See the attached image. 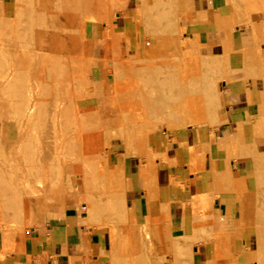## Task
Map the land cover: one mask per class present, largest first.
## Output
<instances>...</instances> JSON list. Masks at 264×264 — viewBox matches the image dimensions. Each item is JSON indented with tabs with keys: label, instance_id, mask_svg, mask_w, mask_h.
<instances>
[{
	"label": "rangeland",
	"instance_id": "1",
	"mask_svg": "<svg viewBox=\"0 0 264 264\" xmlns=\"http://www.w3.org/2000/svg\"><path fill=\"white\" fill-rule=\"evenodd\" d=\"M55 1L56 2L54 4V0H50V1L49 0H39V1L38 0H0V41L2 40L1 43H3L2 45L0 43L1 45L0 47L2 48V46L4 45L3 50H6L4 51L6 53V56L5 53L0 54V146L3 147L2 152L4 151L3 153L0 152V158L2 157V159H0V177L4 175L3 171H6V169H8L7 167H10L11 169H13V171H15L16 169H19L21 171V173H19L20 175L18 174L17 176L11 177L9 186H4L3 183H1L0 181V183L2 184V186H0V204H1L0 234L3 237L5 244L11 249H13V247H16L17 249L23 250L25 237L32 229L41 227L44 224V222L46 220H49L51 217H53L54 214L58 212H63L65 209H67L76 214L78 218V225L83 226L86 233L89 229L105 233L106 235L105 242L108 248V254H109L108 257L110 260V264H159L161 261L164 260L167 254H172V246H175V250H176L177 247H182L184 245V242L183 240L171 239L169 230L165 225L148 224V222L144 223L143 225L136 223L135 218L132 212L128 209L125 201L126 175L124 168V160L132 156H136L140 160L142 159L151 160L152 144L154 139L158 136V134L165 132H169L170 134H172L190 128L198 132H203L207 136V138H209L208 150L203 151L201 150V148H196L195 149L196 151L193 152V155L195 156L196 159L200 160L201 164L205 159L209 160L210 162L209 166L214 175L216 192L220 190L230 189L235 193H237L238 195V196L236 195L237 201L241 205L239 209V213H241V215L243 216L242 219L243 221L238 222L236 225L239 229L241 228L254 229L256 235V245H257L256 254H258L257 256L258 264H264V164H263L264 163V157H263L264 156L263 155L264 154L263 152L264 151V95L260 102H256V105L258 107V111L256 112V114L245 115V121L242 123L243 126L241 124L234 125L233 127L234 129L232 130V132L235 133L234 135H231V133H229L227 129H222V131L224 132L219 131V127L221 123L220 120L222 119V117H225L226 89L227 86L230 85L235 78L234 71L230 70L231 65L229 61L230 57L233 56L231 54L233 52L232 41L230 42L231 44L228 43L230 47H228L227 44V41L230 39L233 40V44L239 45L238 38L233 37V27L235 25L252 27L251 32L253 38V46H251L250 48H244L242 52L244 53L246 59V65L244 69L247 72L253 71L254 74L257 75L258 78H260L264 82V77H263L264 55L262 54V51L257 44V37L254 30L257 24L264 23L263 15L260 12L255 14L251 12L248 13V10H246L244 7L245 0H240L239 3L233 4L232 14L230 16H221L218 17L217 19H215L213 15L207 16L205 19H202L201 18L202 16L200 17L201 14L193 13L190 8L189 0H110V2L108 0L107 2H109L110 6L113 4L112 5L114 6L113 8L110 7L107 2H105L106 0L105 1L95 0L96 2L102 1L103 3H107V6L106 4L105 5L103 3L101 4V6L107 7L105 10L103 9L105 7L102 8L103 11H107V12L103 13L102 10L100 12H94L92 18L85 20L80 11L74 12V14L77 13L79 15L81 14L82 15L81 17H79L78 14L77 17H75L76 15L72 14L73 11L75 10V7L72 4L73 0L70 1L55 0ZM61 1H64L65 3L62 4ZM78 1L76 0L75 3H78ZM59 2H61L60 4L63 6L60 7ZM66 2H69V4L72 7L70 5L68 6L74 9L73 11L72 9H70L71 14L69 11V7H67L68 3L66 4ZM55 5L57 7L59 6L58 10ZM46 8L48 10H45ZM63 9L64 11L66 9L68 13L66 11L64 12ZM41 10L43 13L41 12ZM49 11H53V13ZM54 13H56L57 15L55 14L54 17L56 18L52 17L54 18V20H52V18H50L49 16H51ZM44 14L45 16L42 17ZM47 14H51V15H47ZM62 14L64 16H62ZM40 17H42L41 19L46 23V24L42 23L43 26L45 25L49 26L48 27L49 29L50 28L52 29V25L54 26V29L62 28L61 26H63V29H66L71 32L73 31L75 32V30L77 29L76 30L77 35L73 32L75 35L73 40H74V44L78 45V46L76 45L75 47L78 50V52L72 51L71 55L69 54L70 55L69 57L66 56L67 58L72 59V57L74 58V56L76 55L75 60L77 64L76 62H72L70 59H68L69 60L68 61L67 58L64 56L65 58L64 60H66L65 62L63 61L62 56H60L62 58L61 59L62 63L59 59L56 62L57 65L56 63L48 64L46 62L47 65L45 63L44 67L38 66L39 69L37 68V63L39 62V59L41 57L40 52L42 51L41 53L43 54L44 50H48V46L50 42V40H46L45 37L42 36V31L45 29L47 30L48 28L42 26L41 24V22H43L42 20L41 22H39L40 20L38 18ZM67 17L68 19H66L67 20L66 23L64 21L65 18ZM58 18L60 19V21L64 20L63 21L64 23L63 22L61 23ZM75 18L76 19L80 18L81 22L80 19H77L76 22ZM154 18L157 19L159 18V19L154 20ZM44 19L47 21H45ZM51 20L54 22L55 25L51 24L53 23ZM58 21L61 23V25ZM157 21H159L160 24ZM79 22L80 25H78ZM198 22L216 23L215 26L216 33L214 35L215 39L209 41L206 47L203 46H200L199 48L195 47L192 44H190V41L186 38L188 34V26ZM69 23L71 24V27L74 24H76L72 27L74 28L73 30L71 27H69L70 26ZM65 24H66V28H65ZM67 24L69 26H67ZM82 24H84L82 29L83 32L80 35V32L78 33V31L81 28ZM37 25L41 28L43 27V29L40 28V32H39V27L37 28ZM152 25L156 28H154ZM67 27H69V29ZM226 35L228 36L229 39L226 37ZM41 37L45 39V40L44 39L41 40V44L43 45L45 44L44 45L45 49L41 48V44H40ZM13 40L15 41L13 42ZM19 43L20 45L21 44L24 45L25 43L27 44V45L25 44L24 46L22 45L20 46L22 47V49L20 48L21 51L25 50V52L24 51L22 52L26 53L28 51L30 52L32 51L31 55H29L28 53L26 55L31 56V58L32 55H34L35 57L37 55L36 58L33 56V60H32L34 61L33 63L31 62L30 64L31 58L29 61L26 60L28 56L25 57L26 55H24V53H21L20 51H17L15 53V51L19 49V47H16L19 45ZM10 47H14V48H10ZM1 48H0V52L3 51L1 50ZM186 48L188 49V51ZM39 49L41 50L39 51ZM34 51L36 54L34 53ZM187 52H189V54L196 59L195 63L185 65L186 63H189L190 60H193L189 57ZM14 53L15 54L18 53V54L14 55ZM14 56L16 57L15 59H17L16 60L17 62L15 61ZM133 56L135 62L142 61L143 63L140 62V64L137 63V65H135L136 63L135 64L133 63ZM20 58H22L23 61H21ZM130 59L132 60V62ZM72 60L75 61L74 59ZM136 60H140V61H136ZM148 60H150V62ZM182 60L184 64L181 63ZM40 61L44 63L43 62L44 59ZM67 61L69 63L72 62L74 64L73 66H75V68L73 70L71 65ZM19 62L20 64H18ZM28 62L30 65L28 64ZM63 62L65 64V67L63 66L64 65ZM12 63H16V65L13 66L14 68L12 67ZM59 63L63 65L60 66L61 64ZM81 63L84 65H82ZM123 63L125 64L127 63V65L129 64L131 65L133 63V65L136 66L137 69L144 67L143 69L141 68V70H143L142 71L143 73H147V74L151 73V71L154 70L156 73L155 76L159 74L162 75L163 72L166 73L165 75L168 76H164V75L163 76L168 77V79H170L174 83L173 88H175L176 91L178 90L180 91L179 87H177L179 85L178 81L183 77V76L181 77L180 73L182 71L180 70H184L183 72H185L187 77L189 76V78L190 76L197 77L198 83L196 82V85H198L200 89L197 87L194 88V92L187 97H194L199 99L200 104L198 108L192 110H185L180 106H178L176 103L173 104L171 103L168 110L164 112L165 117H160L162 120H160V118L155 116L156 118H158V120L156 121L155 117L153 116L155 115V112L153 111L154 112L153 115L152 112H149V115L152 117V122L151 119L147 120L149 121L148 122L149 124H146V120L141 121L145 123V126H143L141 122L139 123L140 120L139 121L131 120L130 118H128L127 115H121V116L119 115L121 118L118 117L117 115L119 114V111L117 110L119 109L116 110L115 106L116 105L118 106V104L121 105L122 103L123 105L125 103L127 104V102L129 101L127 100L128 97H126L127 96L126 93H124L123 95L124 97L122 96L123 98L120 96L119 98L118 95L117 97H115L116 93L114 92L116 91L113 88L115 87L116 89V86L120 83V81H122L123 75H125L126 73V71L124 70L125 69L124 65H122ZM148 63H150V66L148 65V67H145L144 64L147 66ZM153 63L154 65H156L155 67L153 66ZM172 63H175L176 65ZM178 63H181L183 68H181V64L179 65ZM138 64L141 66H139ZM54 65L56 68L53 67ZM58 65L61 67V70L58 68L59 67ZM81 65L82 68H79L81 67ZM157 65L160 67L157 68ZM45 66L48 67L45 68ZM170 66H172V69L169 68ZM174 66L175 67L177 66L176 67L177 69L176 68L173 69ZM31 67H34V69L33 68L31 69ZM120 67L123 70L122 75H121L122 72H120L121 71ZM153 67L155 69H160V70L157 71L155 69L151 70V68ZM1 68L4 70H2ZM40 68H41V72L38 73L40 71ZM49 68L51 71L55 68L56 70L54 69L53 71L56 72L58 70L57 72L59 74L60 72L63 71L64 73H62V75H59L60 77L58 79L59 81L61 80L63 81L58 82L55 79L58 76L57 72H56L57 76L54 74L55 72L53 73L55 76L52 75V73L51 74L48 73L50 72ZM147 68L149 69V71H147L148 70ZM16 69L18 71H16ZM68 69L72 71H68ZM114 69L115 72L113 71ZM227 69L230 70V72L227 73L226 72ZM1 70L3 72L5 71V73H1ZM19 70L21 71L20 73ZM65 70H67L68 72H66ZM118 70L119 72H117ZM172 70H174V72ZM161 71L163 72L161 73ZM14 72L17 74L19 73L20 76H18L19 74L14 75ZM46 72L49 74V76L47 75ZM65 72L67 73L66 74L67 77H63L64 78L63 79L61 76H63ZM71 72H73L74 76L72 75ZM6 73L9 76L11 74V77L8 76L6 77L7 75ZM43 73L46 74L44 75ZM24 74H26L25 76L26 78L24 77ZM4 76L6 80L3 78ZM39 76L44 77L43 80ZM137 77H139V75ZM161 77L160 76L157 77V82L154 79L152 80V82L149 81V83L147 81L148 79H146L147 81V82L145 81L146 83L143 82V80H145L143 77H141L142 79H140L141 82L140 80L137 81L138 79L134 80L137 85L135 86L133 85L134 87L132 89L139 90L140 88L143 87L140 90L142 92L144 91L143 93H146V94H142L141 92L140 95L139 94L140 90L139 91L135 90L136 91L135 93L134 90H132L134 95L136 94L135 96H137L138 93V96L139 95L140 96L139 98L137 96V98L140 101H142L141 100L142 96H143L142 97L143 101L147 102L148 100L149 103V101L152 100L150 101L152 102L151 106L155 107V105L153 104L154 103L156 104V102L154 101L156 99H151L152 98V95H150L152 94L151 92L154 91L158 92L159 90L161 94L167 87L162 83L164 77L163 78ZM66 78H69L68 82H66L68 80V79L66 80ZM158 78L163 80H159ZM2 79H4L5 81H1ZM52 79L54 82L57 81L55 85L54 82H52ZM117 80H119V82ZM14 81H16V83ZM44 82H46L45 84H48V86L47 85L45 86ZM139 82L141 83V85ZM13 83L15 84L16 87H18L17 89L14 88L15 86L11 87L14 85ZM60 83H62L63 86L62 88L64 89L60 88L61 87ZM65 83L68 85H66ZM144 83L146 84V86ZM206 83H208V85L210 84L212 86V92L215 95L219 96L218 99L219 102H217V104H213V105L209 104V100H210L209 97L213 96V93L209 94L206 92L209 88V86H205ZM56 84H58V86L60 85L59 88L58 86H56ZM30 85L31 88L29 87ZM202 85H204L205 87L201 88ZM55 86L57 89H60V92L57 91L56 89V91L59 92L57 93L59 96L55 95L56 94ZM24 87L26 88V90L24 89ZM153 87H156V90ZM41 88L43 90H41ZM105 88L108 89L111 88L110 89L111 92L108 93L110 98L112 99L105 104L102 103V105L100 106V103H98L99 97L104 96V93L102 92H105ZM18 89H20L21 91H19ZM123 89L125 88L123 87ZM123 89L121 88V90ZM146 89H149L148 91L150 92L149 93L148 91L145 92ZM35 90H37L38 92ZM125 90H129V88ZM169 90H172V92L170 91V93L173 95L174 89H170L168 87V89H166L167 94ZM22 91L27 93L28 95L24 94ZM45 91L49 93L46 94L47 98L45 97L46 96ZM62 92H64L63 96H61ZM164 92L162 94H164ZM36 93L37 95H34ZM170 93L169 95H171ZM12 95L14 96V100ZM147 95L148 97H146ZM24 96H26L27 98L29 97V99L26 98L27 100L25 104L23 103L24 102L23 100H25ZM30 97L31 98L33 97L32 101L35 102L36 101L46 102V100L47 102L46 104H44L43 102L41 103V105L38 104L37 105L38 109L36 107L37 110L36 109L34 110V112L37 111V114L36 112L33 113L31 117L32 120L29 119V121L27 122L25 117L26 113L24 115L22 113V115L25 117L24 118L22 116L24 120L20 116H21V112L26 111L27 108L24 107L25 106L27 107L26 103H28L27 101L31 100ZM58 99H59L58 103L61 104L60 106L61 109L59 108L61 111L60 110L58 111L63 116H60L61 114L58 115L55 114V112L57 113V110L54 108L56 107L55 106L56 103L54 102H57ZM72 100H74L73 103ZM18 103L20 104L23 103V106H21ZM69 104L71 105L74 104V105L71 106ZM15 105H17L18 108H20L21 112L18 111L19 109ZM102 106H104L105 109H103L104 107L101 108ZM148 106H150V103L148 104ZM21 107L24 109H22ZM15 108H17L16 112L19 116H17L15 112ZM75 109H76V113L74 112L73 114H77V115L71 114ZM114 109L116 110L117 113L115 112ZM96 111L97 113H95ZM198 112H200L201 115L200 118H197ZM92 113L95 114L94 115L95 118L92 116L93 115ZM45 114H47L46 115L48 116L47 118L44 116ZM55 116L60 120L61 117H66L70 119L69 127H67L68 123H66V121L68 120L65 121L66 118L64 119L62 118L61 121L63 123L65 121V123L61 124L62 122H60L57 118H55L56 120L53 119ZM89 116L90 117L92 116V118L90 119ZM83 117H86L88 120L90 119V121L83 119ZM96 117L99 118L98 119L99 121H96ZM18 118L20 119V121H18ZM35 118L36 121H34ZM78 118L81 119L78 120ZM102 118L104 119L102 120ZM125 118L128 119L127 120L128 122L125 120ZM38 119L40 121H38ZM45 119H47V121L49 119L48 123H45L46 121ZM75 119L78 120L75 122H77V124L79 123L78 125H80V127L82 123L81 128L83 129L80 130V127H78L79 133L81 135L84 134L83 136L86 135V137L84 138L82 136L83 140L81 141L82 143L81 151L79 150L80 147L76 148L79 150V152L74 148L75 144L76 146H80L79 143H75V140L77 138L78 139H82V138H80L81 136L79 135L78 132H76L77 135L75 133V131H77V127L75 126L74 128V125H71V123L74 122ZM81 120L85 122H82ZM153 120H155V122ZM87 121L88 123H91V125L88 124L89 127L91 126L90 128L89 127L84 128L87 127L86 125ZM25 122L27 123L30 122V124H32L33 122V125L35 126L30 124L25 125ZM37 122H39L41 126L39 125V123H38L39 127L36 126ZM52 122H54L53 125L54 124L57 125L60 122V125L59 126L55 125L54 128L52 127L53 126ZM75 122L73 124H75ZM97 122L100 123L102 122V124L100 125L98 124V126L104 125V127L103 128L97 127ZM117 122H120V124ZM125 122L132 124L129 127V124L127 125L125 124ZM92 123L95 124L96 127ZM139 124H141L142 126H140ZM45 126L46 128H44ZM31 128H33V130ZM56 128L58 129L56 130ZM74 129L75 131H73ZM86 129L88 130L90 129V131ZM96 129H98L99 131H96ZM70 132L72 133L74 132V137L73 134L71 133L72 134V138H71ZM127 134L128 136H126ZM134 135L138 137H135ZM224 135L226 136L223 137V139H218L219 136H224ZM91 136L93 137L98 136V139L96 141L95 139H91V140L88 139ZM142 136L144 137V139ZM130 139L131 141H129ZM45 140H48L49 143L47 141L45 143ZM68 140H69L68 143L70 144L67 143ZM98 140L99 141L101 140V142H99ZM139 140H141V142ZM18 142H20L19 144L22 145V147L24 148L20 149L21 146H19V144L16 145ZM88 144H90V146ZM216 144L222 145L223 151L221 153H218L216 149ZM85 145L88 146L85 147ZM56 147H58L59 149L56 150ZM219 149L220 148H218V150ZM36 151L38 152V155L36 154L37 157L34 154L37 153ZM58 152L61 154V156L63 155L65 159L62 158L63 156L61 157ZM222 153H225L223 160L226 162V170L229 169L228 163L230 161L238 162L242 160L244 161V163H247L250 169L248 175L246 177H243L239 181L237 180L235 181V183H233L231 176L226 175L225 171H221L220 174L219 171H217L214 166L216 165L217 162L216 156L217 155L222 156ZM26 154L28 155V157L29 155L31 157H36L34 158L36 160L32 159L31 157L27 158ZM18 155L19 157L18 159H16L17 158L16 156ZM69 155L71 157H68ZM4 156H6L7 159ZM23 156L24 157L26 156L25 157L26 159L20 158ZM45 157L48 161L45 159ZM72 158L73 160H71ZM259 159L261 160L263 159L262 160L263 162H261ZM22 160H24L25 163H23ZM57 160L65 161V163L64 162L59 163V161L57 162ZM66 160H68L69 163ZM258 160L260 161L259 163L257 162ZM17 161L19 162L21 161V162L18 163ZM35 161H39V162L35 163ZM8 162L9 163L13 162L14 164L10 163L11 164L10 165ZM6 163L9 165H6ZM21 164H23L22 166L25 167V169L27 170L25 173L22 172L25 170L23 169L22 166L20 167ZM4 165H6V167ZM43 166L44 168H42ZM51 166L52 168L53 166L57 167L56 169L54 168L55 171L54 169L50 168ZM196 166L197 163L195 161L194 162L192 161L190 163V167L192 170H195ZM201 166H203L201 168H204V165ZM38 167L40 170L42 168V170L45 169L46 171H48V172L43 171L45 173L40 174L41 177H43L44 175L45 178L47 177L45 181L43 180L44 182H42L41 185L38 184L35 180L29 179L31 177L32 178L37 177L36 176L38 175L37 171H39ZM48 169L50 170L52 169V170L50 171ZM27 184L28 186L30 185L29 186L30 188L23 189V187L24 188L27 187L26 186ZM233 184H236L239 187H235ZM252 187L255 189V192L249 189ZM20 188H22L21 190L25 191L24 194L19 193ZM12 191L15 192V194ZM213 198L214 196L213 194H211L210 199ZM7 204L9 208H7ZM255 218L258 219L259 221L253 222L252 220H256ZM229 240L230 238L226 236V238H223L221 241L222 243H226ZM8 247H5L3 245L4 254L12 251ZM174 255L176 259H179L180 257L184 256L183 254L180 255L177 254L176 252L174 253Z\"/></svg>",
	"mask_w": 264,
	"mask_h": 264
},
{
	"label": "crops",
	"instance_id": "2",
	"mask_svg": "<svg viewBox=\"0 0 264 264\" xmlns=\"http://www.w3.org/2000/svg\"><path fill=\"white\" fill-rule=\"evenodd\" d=\"M239 1L189 0V4L193 13L206 12L217 19L230 16L233 4ZM215 26V22L191 24L186 38L195 47H206L215 39ZM254 30L264 55V23L257 24ZM251 31V26L233 27V37L239 40V45L231 40L233 56L229 61L235 78L226 89V123L219 127L220 132L227 129L231 135L235 134L234 125L245 121V115L256 114V102L264 95V82L253 71L244 69L246 59L242 52L253 46ZM208 145L209 138L203 132L187 128L158 134L152 144L151 160L136 156L125 159L127 207L136 223L165 225L171 239L183 240L184 245L176 250L172 246V254L159 264H258L254 229H239L236 225L243 221L237 193L230 189L216 192L209 160L201 164L193 155L196 148L204 151ZM216 149L218 153L223 151L220 144H216ZM224 155L216 156L214 167L219 173L225 171L233 183L248 175L250 169L242 160L230 161L226 170ZM192 161L197 163L195 170L190 167ZM249 189L255 192L253 187ZM211 194L214 198L210 200ZM226 236L230 240L222 243ZM105 237L100 231L89 229L86 233L78 225L76 214L65 209L32 229L25 237L23 250L9 248L0 234V264H110ZM3 245L12 251L4 254ZM175 252L184 256L176 259Z\"/></svg>",
	"mask_w": 264,
	"mask_h": 264
},
{
	"label": "bare ground",
	"instance_id": "3",
	"mask_svg": "<svg viewBox=\"0 0 264 264\" xmlns=\"http://www.w3.org/2000/svg\"><path fill=\"white\" fill-rule=\"evenodd\" d=\"M38 1H39V0H38ZM49 1H50V0H49ZM57 1H59V0H57ZM66 1H67V0H66ZM68 1H70V0H68ZM77 1H78V0H77ZM102 1H105V0H102ZM102 1L96 2L95 0H79L78 3H75L76 0H75V1L73 0V3H72V4H73V6L75 7V10H74L73 8H71L72 6L69 4V2H66V4L68 3V4H67V7H69L70 14H71V10H70V9H72V11L74 10L72 14H74V12L80 11V12L82 13V15H83V18H84L85 20H87V19H89V18H92V15H93L94 12H100V11L102 10L103 7H105V8H103V9L105 10V9L107 8V7H106V6H107V3H108V5L110 6V4H109L110 0H109V2H107L108 0H106L105 2H107V3H103ZM44 2H45V1H44ZM55 2H56V1L54 0V4H55ZM61 2H62V4L65 3L64 1H61ZM61 2H59V6H60V7L63 6V5L60 4ZM36 3H37V2H36ZM52 3H53V2H52ZM102 3H103L104 5L106 4V6H101ZM37 4H38V3H37ZM42 4H43V3H42ZM44 4H45V3H44ZM74 4H75V5H74ZM48 5H49V4H48ZM64 5H65V4H64ZM68 5H70L71 7L68 6ZM112 5H113V4H112ZM112 5H111L110 7L113 8L114 6H112ZM244 5H245V6H244L245 9L248 10V13L251 12V13L255 14V13L260 12V13L263 15V17H264V14H263V13H264V0H245ZM37 6H38V5H37ZM52 6H53V5H52ZM55 6H56V5H55ZM59 6H58V7L56 6V7H57V10L59 9ZM42 7H43V6H42ZM115 7H116V6H115ZM48 8H49V7H48ZM51 8H52V7H51ZM64 8H65V7H64ZM61 9H62V8H61ZM66 9H67V8H66ZM66 9H65V11L68 13V11H67ZM76 9H77V10H76ZM150 9H151V7H150ZM45 10H48V9L46 8ZM152 10H153V9H152ZM246 10H245V11H246ZM63 11H64V9H63ZM63 11H60V12H63ZM65 11H64V12H65ZM102 11H103V10H102ZM109 11H110V10H109ZM39 12H40V11H39ZM41 12H42V10H41ZM45 12H46V11H45ZM49 12H52V13H53V11H49ZM56 12H57V11H56ZM105 12H107V11H103V13H105ZM42 13H43V12H42ZM42 13H41V14H42ZM29 14H30V13H29ZM32 14H33V13H32ZM34 14H35V13H34ZM55 14H56V13H54V14H52V15H51V14H47V15H51V16H49V17L52 18V17H54ZM59 14H61V13H59ZM63 14H64V13H63ZM63 14H62V16H64ZM77 14H78V13H77ZM77 14H74V15H76L75 17H77V16L79 15V14H78V15H77ZM27 15H28V14H27ZM39 15H40V13H39ZM56 15H57V14H56ZM65 15H66V14H65ZM82 15L80 14L79 17H81ZM41 16H42V15H41ZM44 16H45V14H44L42 17H44ZM60 16H61V15H60ZM71 16H72V15H71ZM147 16H148V15H147ZM201 16H202V17H201ZM207 16H208V15H207L206 12L200 15V17H201L202 19H205ZM30 17H31V16H30ZM42 17L38 18V19L40 20L39 22H41V20H42L41 18H42ZM47 17H48V16H47ZM151 17H152V16H151ZM25 18H26V17H25ZM50 18H49V20H50ZM54 18H56V17H54ZM54 18H52V20H54ZM71 18H72V17H71ZM58 19H59V18H58ZM66 19H68V17L65 18V21H64V20H63V21L66 22V21H67ZM69 19H70V18H69ZM75 19H76V18H75ZM77 19H80V18H77ZM77 19H76V22H77ZM150 19H151V18H150ZM155 19H157V18H154V20H155ZM158 19H159V18H158ZM158 19H157V20H158ZM161 19H162V18H161ZM230 19H231V18H230ZM230 19H229V21H230ZM44 20H45V19H44ZM52 20H51V21H52ZM70 20H71V19H70ZM73 20H74V19H73ZM73 20H72V22H73ZM145 20H148V19H145ZM42 21H43V20H42ZM45 21H47V20H45ZM59 21H60V19H59ZM59 21H58V22H59ZM63 21L61 20L60 22L62 23ZM74 21H75V20H74ZM107 21H108V20H107ZM143 21H144V20H143ZM52 22H53V21H52ZM58 22H57V23H58ZM60 22H59V23H60ZM64 22H63V23H64ZM69 22H71V21H69ZM80 22H81V19H80ZM80 22H79L78 25H80ZM82 22H83V21H82ZM152 22H153V21H152ZM152 22H151V23H152ZM157 22L159 23V21H157ZM170 22H171V21H170ZM242 22H243V21H242ZM42 23L44 24L45 22L43 21V22H41V24H42ZM50 23H51V22H50ZM59 23H58V24H59ZM61 23H60V25H61ZM66 23H67V22H66ZM145 23H146V21H145ZM154 23H155V21H154ZM158 23H157V24H158ZM38 24H39V23H38ZM43 24H42V26H43ZM45 24H46V23H45ZM51 24H54V22L51 23ZM58 24H57V25H58ZM69 24H70V23H69ZM73 24H74V23H73ZM157 24H155V25H157ZM159 24H160V23H159ZM235 24H236V23H235ZM54 25H55V24H54ZM74 25H76V24H74ZM74 25H73V26H74ZM83 25H84V24L81 25V28H80L79 31H78V33L80 32V35H81V33L83 32V31H82V29H83ZM149 25H150V24H149ZM164 25H165V24H164ZM164 25H163V26H164ZM67 26H69V25L67 24ZM73 26H72V27H73ZM152 26H153V25H152ZM152 26H151V28H152ZM38 27H39V26L37 25V28H38ZM43 27H45V28L47 27V28H48L49 26H46V25H45V26H43ZM43 27H42V28L39 27V32H40V28L43 29ZM61 27H62V28H56V27H55L56 29H54V26L52 25V29H51V28H50V29L48 28L47 30L45 29L46 31H45V30L42 31V36L45 37L46 40H50V42H49L48 50H44L45 52L43 51V54H44V53L46 54L47 52H48V53H47L46 55H45V54L43 55V54L41 53L42 51L40 52L41 57H42V55H43L42 58L44 59V61H43L44 63H42V61H40V60H43V59L40 57L39 62H38L39 64L37 63V68H38V66H39V67H44V65H45L46 62H47L48 64H49V63H53V64H54V63H56L59 59H60V61H61V63H62V60H61L62 58H63V61L66 62V60H64V59H65L64 56H65V57H66V56L69 57V56L71 55V52H72V51H73V52H76V51L78 52V50L75 48L77 44H74V40H73V39H74V36H75L74 33L76 34V30H77V29L75 30V32L73 31V32H74V33H73V32H71V31H68V30H66V29H63V26H61ZM69 27H71V24H70ZM69 27H67V28L69 29ZM72 27H71V28H72ZM78 27H79V26H78ZM148 27H149V26H148ZM153 27H154V26H153ZM165 27H166V26H165ZM65 28H66V24H65ZM71 28H70V29H71ZM154 28H156V27H154ZM73 29H74V28H72V30H73ZM28 30H29V29H28ZM37 30H38V29H37ZM154 30H155V29H154ZM229 30H230V29H229ZM44 31H45V32H44ZM164 31H165V30H164ZM27 32H28V31H27ZM162 32H163V31H162ZM13 33H14V31H13ZM224 33H225V32H224ZM162 34H163V33H162ZM226 34H227V33H226ZM76 35H77V34H76ZM224 35H225V34H224ZM227 35H228V34H227ZM227 35H226V37L228 38ZM14 37H16V36H14ZM14 37H13V38H14ZM36 37H37V36H36ZM7 38H8V37H7ZM35 39H36V38H35ZM43 39H44V38L41 37V39H40V44H41V40H43ZM45 39H44V40H45ZM228 39H229V38H228ZM228 39H227V40H228ZM6 40H7V39H6ZM8 40H9V39H8ZM10 40H11V39H10ZM1 41H2V40H1ZM1 41H0V43H1ZM14 41H15V40H13V42H14ZM228 41H229V42H228ZM228 41H227V44H228V43L231 44V43H230L231 40L229 39ZM9 42H10V41H9ZM11 42H12V41H11ZM37 42H38V41H37ZM43 42H44V41H43ZM43 42H42V43H43ZM45 42H46V41H45ZM23 43H24V42H23ZM2 44H3V43H1V45H2ZM12 44H13V43H12ZM25 44H26V43H25ZM25 44H24V45H25ZM40 44H39V45H40ZM227 44H226V45H227ZM229 44H228V47H230ZM1 45H0V46H1ZM21 45H22V44H21ZM21 45H20V43H19V45L16 46V47H19V49L16 50L15 53H16L17 51H20L21 53H24V52H25V50H22V51H24V52L21 51V49H22V47H20ZM24 45H22V46H24ZM26 45H27V44H26ZM28 45H29V44H28ZM30 45H31V44H30ZM42 45H43V44H41V48L45 49V48H44V47H45V46H44L45 44H44L43 46H42ZM47 45H48V43H47ZM184 45H185V44H184ZM3 46H4V45H3ZM3 46H2V48L0 47L1 50H3ZM77 46H78V45H77ZM25 47H26V46H25ZM25 47H24V48H25ZM228 47H227V48H228ZM10 48H14V47H10ZM20 48H21V49H20ZM24 48H23V49H24ZM32 48H33V47H32ZM34 48H36V47H34ZM179 49H180V48H179ZM186 49H187V48H186ZM26 50H27V49H26ZM36 50H37V49H36ZM36 50H35V51H36ZM40 50H41V49H39V51H40ZM229 50H230V49H229ZM4 51H6V50H3L2 52H0V54H1V53H5ZM9 51H10V50H9ZM27 51H28V50H27ZM35 51H34V53H35ZM46 51H47V52H46ZM187 51H188V49H187ZM31 52H32V51H31ZM31 52L28 51V52L24 53V55H26L27 53H28L29 55H31ZM15 53H14V55H17V54H18V53H17V54H15ZM38 53H39V52H38ZM187 53H188L189 57H190L191 59H193V60H190V62L187 61V62H189V63H186V62H185V63H186L185 65L195 63V62H196V61H195L196 59H195L194 57H192V56L189 54V52H187ZM32 54H33V53H32ZM35 54H36V53H35ZM69 54H70V55H69ZM75 54H76V53H75ZM2 56H3V55H2ZM5 56H6V53H5ZM27 56H28V55H26L25 57H27ZM33 56H34V55H32V58H31V56H28V57L26 58L27 61H29L30 58H31V60H30V64H31V62H32V63L34 62V61H32V60H33ZM60 56H62V58H61ZM72 56H74V55H72ZM72 56H71V57H72ZM75 56H76V55H75ZM75 56H74V58L72 57V59L75 60ZM34 57H35V56H34ZM36 57H37V55H36ZM36 57H35V58H36ZM59 57H60V58H59ZM130 57H132V56H130ZM15 58H16V57L14 56V59H15ZM22 58H23V57H22ZM22 58H20L21 61H23ZM28 58H29V59H28ZM66 58H67V57H66ZM128 58H129V57H128ZM23 59H24V58H23ZM68 59H70V58H67V60H68ZM72 59H70L72 62H76V60L73 61ZM111 59H112V58H111ZM137 59H138V58H137ZM172 59H173V58H172ZM16 60H17V59H15V61H16ZM127 60H128V59H127ZM130 60H131V59H130ZM134 60H135V59H134V56H133V63H134V64L136 63L135 65H137V63L140 64V62L143 63V62L140 61V60H136V61H140V62H135ZM157 60H158V59H157ZM157 60H156V62H157ZM183 60H184V59H183ZM183 60L181 61V63H183ZM68 61H69V60H68ZM68 61H67V62H68ZM71 61H70V62H71ZM78 61H79V58H78ZM82 61H83V60H82ZM116 61H117V60H116ZM148 61L150 62V60H148ZM152 61H153V59H152ZM162 61H163V60H162ZM185 61H186V59H185ZM16 62H17V61H16ZM24 62H25V61H24ZM24 62H23V63H24ZM72 62H71V63H72ZM131 62H132V60H131ZM131 62H130V63H131ZM146 62H147V61H146ZM154 62H155V61H154ZM47 63H46V65H47ZM61 63H59V64H61ZM68 63H69V62H68ZM71 63H69V64L71 65L72 70H73V69L75 68V66H73V65H74L73 63H72V64H71ZM82 63H83V62H82ZM82 63H81V64H82ZM84 63H85V61H84ZM118 63H119V62H118ZM118 63H117V64H118ZM121 63H122V62H121ZM127 63H129V62H127ZM127 63H126V64H125V63L122 64V65H124V68H125V69H124V68H123V69L126 71L125 75H123L122 81H120V83H119L118 85H117V84H114V85H117V86H116V89H115V87H113L114 90L116 91V92H114V93H116V95L114 94L115 97H117V95H118V97H119V96L122 97V96L124 95V93H126V94H127L126 97H128L127 100H129V101L127 102V104L125 103V100H124V103H125L126 105H125V104L123 105V103L121 104L122 106H121L120 104H118L119 108H118L117 105H116L117 107L114 105L116 110L119 109V110H117V111H119V114L117 115L118 117H120L121 115H127L128 118H130L131 120H134V121H139V120H140L139 123H140L141 121H145V120H146V124H149V123H148L149 121H147V120H150V119H151V122H152V117L149 115V112H152V115H153L154 112H155V115H153L154 117H155V116H157L158 118H160V117H165V113H164V112H165L166 110H168V108L170 107V104H171V103H172V104H173V103H176L178 106H180L181 108H183V109H185V110H192V109H196V108H198V106H199V104H200L199 99L194 98V97H187V96H189L191 93L194 92V88L197 87V88L200 89V87H199L198 85H196V82L198 83V78H197V77H191V76H190V78H189V76L187 77L186 73L183 72L184 70H180V67H179V70L183 72V73H182V72L180 73V74H181V77L183 76L182 78H184V79L181 78V79H179V81L177 80L178 83H179V85H178L177 87H179V89H180V91L178 90V91H179V92H178V91L175 90V88H173L174 83H173L170 79H168V77H164V76H168V75H165L166 73H164L163 71H161V73L163 72L164 74L162 73V75L159 74V75H156V76H155L156 73H155L154 70L151 71V73L148 72L149 74H147V73H143V72H142L143 70H141L142 67H141L140 69H139V68L137 69L136 66L133 65V63H132L131 65H130V64L127 65ZM181 63H178V64L180 65ZM18 64H20V62H19ZM26 64H27V63H26ZM28 64H29V62H28ZM30 64H29V65H30ZM63 64H64V62H63ZM63 64H61L60 66H62ZM69 64H68V65H69ZM76 64H77V62H76ZM115 64H116V63H115ZM115 64H114V65H115ZM119 64H120V63H119ZM139 64H138V65H139ZM151 64H152V63H151ZM172 64H175V63H172ZM183 64H184V63H183ZM15 65H16V63H12V67L15 66ZM56 65H57V63H56ZM70 65H69V66H70ZM82 65H84V64H82ZM82 65H81V67H79V68H82ZM148 65L150 66V63H148L147 66L144 64L145 67H148ZM168 65H169V64H168ZM175 65H176V64H175ZM50 66H51V64H50ZM58 66H59V65H58ZM60 66H59L58 68L61 70V67H60ZM63 66L65 67V64H64ZM85 66H86V65H85ZM118 66H121V65H118ZM139 66H141V65H139ZM151 66H152V65H151ZM153 66L155 67L156 65H154V63H153ZM172 66H173V65H172ZM172 66H170L169 68L172 69ZM1 67H3V66H1ZM19 67H20V66H19ZM19 67H18V68H19ZM29 67H30V66H29ZM47 67H48V66H47ZM47 67L45 66V68H47ZM53 67H55V65H54ZM71 67H70V68H71ZM137 67H138V66H137ZM154 67L151 68V70H152V69H155ZM158 67H160V66L157 65V68H158ZM176 67H177V66H176ZM176 67L174 66L173 69H175ZM13 68H14V67H13ZM16 68H17V67H16ZM22 68H23V66H22ZM27 68H28V65H27ZM32 68L34 69V67H31V69H32ZM51 68H52V66H51ZM55 68H56V67H55ZM55 68H54V69H55ZM62 68H63V67H62ZM67 68H68V67H67ZM83 68H85V67H83ZM87 68H88V67H87ZM117 68H118V67H117ZM135 68H136V69H135ZM143 68H144V67H143ZM143 68H142V69H143ZM181 68H183V67H182V64H181ZM1 69H2V68H1ZM31 69H30V70H31ZM38 69H39V68H38ZM54 69H53V70H54ZM65 69H66V68H65ZM88 69H89V68H88ZM118 69H119V68H118ZM120 69H121V67H120ZM145 69H146V68H145ZM145 69H144V70H145ZM147 69H148V68H147ZM176 69H177V68H176ZM2 70H4V69H2ZM2 70H1V73H5V71L3 72ZM42 70H43V69H42ZM49 70H50V68H49ZM53 70H52V71L50 70V72H48V73H50V74L52 73V75H54V74L56 75V74L58 73V72H57L58 70L56 71L57 73H56L55 71H53ZM55 70H56V69H55ZM60 70H59V72H60ZM72 70L68 69V71H72ZM155 70L157 71V70H160V69H155ZM161 70H162V69H161ZM166 70H167V69H166ZM16 71H18V70L16 69ZM22 71H23V69H22ZM31 71H32V70H31ZM65 71L68 72L67 70H65ZM75 71H76V70H75ZM75 71H73V72H75ZM84 71H85V70H84ZM113 71L115 72V69H114ZM122 71H123V70L121 69L120 72H122ZM125 71H124V72H125ZM147 71H149V69H148ZM172 71L174 72V70H172ZM175 71H176V70H175ZM20 72H21V71L19 70V73H20ZM27 72H28V70H27ZM27 72H26V73H27ZM40 72H41V68H40V71H39L38 73H40ZM54 72H55V73H54ZM66 72H65V74H63V76H61L62 78H63V77H67V75H66L67 73H66ZM73 72H71L72 75H73ZM117 72H119V70H118ZM127 72H128V73H127ZM158 72H159V71H158ZM19 73H18V74H19ZM46 73H47V72H46ZM46 73H45V74H46ZM48 73H47V75L49 76ZM53 73H54V74H53ZM62 73H64V72L62 71V72H60V74L58 73V76L56 75L57 78H55V79H56L58 82H62V81H63V80H61V81L58 80L59 77H60L59 75H62ZM80 73H81V72H80ZM142 73H143V74H142ZM6 74H7V73H6ZM6 74H4V75H6ZM16 74H17V73L14 72V75H16ZM18 74H17V75H18ZM22 74H23V73H22ZM30 74H32V73H30ZM30 74H29V75H30ZM43 74H44V73H43ZM45 74H44V75H45ZM117 74H118V73H117ZM122 74H123V72L121 73V75H122ZM157 74H158V73H157ZM167 74H168V72H167ZM170 74H172V73H170ZM182 74H183V75H182ZM184 74H185V76H184ZM39 75H40V74H39ZM52 75H51V76H52ZM55 75H54V76H55ZM64 75H65V76H64ZM69 75H70V74H69ZM138 75H139V77H137ZM163 75H164V76H163ZM173 75H174V74H173ZM173 75H172V76H173ZM7 76H8V77H11V74H10V76L7 74L6 77H7ZM18 76H20V74H19ZM18 76H17V77H18ZM25 76H26V74H24V77H25ZM42 76H43V75H42ZM54 76H53V78H54ZM73 76H74V75H73ZM76 76H77V75H76ZM119 76H120V75H119ZM158 76H160V77L163 76V77H164V78L161 77V78H163L164 80H163V79H160V78H158V79H159V80H163L162 83H163L165 86H167L166 89H168V87H169L170 89H174V90H173L174 94L172 95V94L170 93V91L172 92V90H169V92H168V94H167L166 89L164 90L165 92L163 91L164 94H162L163 92L160 94L159 90H158L159 93L156 92V91L151 92L152 94H150V95H152V98H151V97H150V98H151V99H156V100H154V101L156 102V104L153 102V103H154L153 105H155V107H154V106L152 107V106H151L152 102H150V101H152V100H150V101H149L150 106H148V104H149V103H148V100H147V102H146V101H143V98H142L143 96L141 97V100H142V101H140V100L138 99L139 96L141 95L140 93L142 92V91L140 90V89L143 88L142 86H141L142 88L139 87V88H140V89H139V90H140V92H139L140 95L138 96V93H137L138 98H137V96H135L136 94L134 95V93H135L136 91H139V90H136V89H132L135 85H137L136 82H135L134 80H137V79H138L137 81H139L140 79H142L141 77H143V78L145 79V80H143V82H145L146 79H148V80H147L148 83H149V81L152 82V80H154V79H155L156 82H157V77H158ZM174 76H175V75H174ZM174 76H173V77H174ZM39 77H41V76H39ZM68 77H70V76H68ZM3 78L5 79V76H4ZM19 78H20V77H19ZM22 78H23V76H22ZM25 78H26V77H25ZM25 78H24V79H25ZM41 78H42V80H43L44 77H41ZM41 78H40V79H41ZM46 78H47V77H46ZM48 78H49V77H48ZM117 78H118V77H117ZM165 78H166L167 80H166ZM4 79H2L1 81H5V80H6V79H5V80H4ZM7 79H8V78H7ZM13 79H14V78H13ZM17 79H18V78H17ZM49 79H50V78H49ZM55 79H54V80H55ZM60 79H61V78H60ZM63 79H64V78H63ZM67 79H68V80H67ZM118 79H119V78H118ZM120 79H121V78H120ZM46 80H48V79H46ZM46 80H45V81H46ZM56 80H55V81H56ZM66 80H67L66 82H68V81H69V78H66ZM22 81H23V79H22ZM37 81H38V80H37ZM50 81H51V80H50ZM57 81H56V82H57ZM117 81L119 82V80H117ZM117 81H115V82H117ZM133 81H134V82H133ZM147 81H146V82H147ZM14 82L16 83V81H14ZM25 82H26V80H25ZM29 82H30V81H29ZM52 82H54L53 79H52ZM52 82H51V84H52ZM56 82H54V85H55ZM140 82H141V80H140ZM140 82H139V83H140ZM146 82H145V83H146ZM151 82H150V83H151ZM158 82H159V81H158ZM23 83H24V82H23ZM27 83H28V82H27ZM40 83H41V82H40ZM45 83H46V82H44V84H45ZM63 83H64V82H63ZM139 83H138V84H139ZM145 83H144V84H145ZM13 84H14V83H13ZM18 84H19V83H18ZM18 84H17V85H18ZM34 84H35V83H34ZM42 84H43V83H42ZM42 84H41V85H42ZM65 84H66V83H65ZM65 84H64V85H65ZM144 84H143V85H144ZM152 84H153V83H152ZM10 85H11V83H10ZM10 85H9V86H10ZM26 85H27V84H26ZM46 85L48 86V84H45V86H46ZM60 85H61L60 88H61V89H64V88H62V87H63V86H62V83H60ZM60 85H59V86H60ZM66 85H68V84H66ZM70 85H71V84H70ZM102 85H104V84H102ZM133 85H134V86H133ZM140 85H141V83H140ZM154 85H155V83H154ZM14 86H15V84H14L13 86H11V87H14ZM21 86H22V84H21ZM21 86H20V87H21ZM39 86H40V85H39ZM42 86H43V85H42ZM45 86H44V87H45ZM52 86H53V84H52ZM56 86H58V84H56ZM56 86H55V91H56V89H57ZM59 86H58V88H59ZM90 86H91V85H90ZM145 86H146V84H145ZM205 86H209L208 90L206 91L207 93H209V94H210V93H213V92H212V86H211L210 84L208 85V83H206ZM205 86L202 85L201 88H203V87H205ZM20 87H19V88H20ZM26 87H27V86H26ZM29 87L31 88V85H30ZM35 87H36V86H35ZM40 87H41V86H40ZM123 87H124L125 89L129 88V90H125V89H123ZM149 87H150V86H149ZM7 88H8V87H7ZM14 88L17 89L18 87L15 86ZM37 88H38V86H37ZM53 88H54V87H53ZM113 88H112V89H113ZM121 88H122L123 90H121ZM136 88H137V87H136ZM145 88H146V87H145ZM153 88H155V90H156V87H153ZM181 88H182V90H181ZM9 89H10V87H9ZM12 89H13V88H12ZM24 89L26 90L25 87H24ZM48 89H49V88H48ZM69 89H70V86H69ZM110 89H111V88H109V89H108V88H105V92H106V93H105V92H102V93H104V96H103V97H99V101H98V103H100V106L102 105V103L105 104V103L109 102V101L112 99V98H110L109 93H108V92H111ZM150 89H152V88H150ZM161 89H162V87H161ZM161 89H160V91H161ZM13 90H14V89H13ZM18 90L21 91L20 89H18ZM31 90H32V89H31ZM38 90H39V89H38ZM41 90H43V89L41 88ZM44 90H45V89H44ZM46 90H47V87H46ZM66 90H67V88H66ZM132 90H134V93H133ZM135 90H136V91H135ZM148 90H149V89H146L145 92H147ZM210 90H211V91H210ZM11 91H12V90H11ZM11 91H10V92H11ZM23 91H24V90H23ZM23 91H22V92H23ZM27 91H28V90H27ZM35 91H37V90H35ZM35 91H34V93H35ZM39 91H40V90H39ZM57 91L60 92V89H57ZM57 91H56V94H55V95L59 96V95L57 94V93H59V92H57ZM61 91H62V90H61ZM131 91H132V92H131ZM6 92H7V91H6ZM10 92H9V93H10ZM14 92H15V91H14ZM28 92H29V91H28ZM37 92H38V91H37ZM45 92H46V91H45ZM45 92H44V93H45ZM49 92H50V90H49ZM143 92H144V91H143ZM143 92H142V94H146V93H143ZM149 92H150V91H148V93H149ZM12 93H13V92H12ZM23 93H24V94H27V93H25V92H23ZM29 93H30V92H29ZM41 93H42V92H41ZM47 93H48V92H46L45 95H46ZM63 93H64V92H62V95H61V96H63ZM67 93H68V92H67ZM71 93H72V92H71ZM117 93H118V94H117ZM165 93H166V94H165ZM169 93H170L171 95H169ZM13 94H14V93H13ZM30 94H31V93H30ZM48 94H49V93H48ZM65 94H66V93H65ZM107 94H108V95H107ZM119 94H120V95H119ZM121 94H122V95H121ZM126 94H125V95H126ZM27 95H28V94H27ZM34 95H37V93L34 94ZM40 95H41V94H40ZM42 95H43V94H42ZM68 95H69V94H68ZM71 95H72V94H71ZM71 95H70V96H71ZM112 95H113V93H112ZM148 95H149V94H148ZM148 95H147L146 97H148ZM211 95H212V94H211ZM12 96H13V95H12ZM15 96H16V95H15ZM22 96H23V95H22ZM31 96H32V95H31ZM57 96H56V98H57ZM61 96H60V97H61ZM66 96H67V95H66ZM83 96H84V95H83ZM10 97H11V96H10ZM35 97H36V96H35ZM40 97H41V96H40ZM42 97H43V96H42ZM45 97L47 98V95H46ZM120 97H119V98H120ZM123 97H124V96H123ZM123 97H122V98H123ZM18 98H19V95H18ZM24 98H25V100H23V101H24L23 103L25 104L26 100L29 99V97L27 98L26 96H24ZM24 98H22V99H24ZM26 98H27V99H26ZM30 98H31V97H30ZM32 98H33V97H32ZM32 98H31V100L27 101V102H28V103H26L27 107L24 105V106H25L24 108H27L26 111L23 110V111H25V112H21V111H20V108H18V106L15 105V106H17V108L19 109L18 111L21 112V116H20V117H22V116L26 113V114H25V115H26L25 117H26V121H27V122L29 121V119H31L33 113L36 112V114H37V111L34 112V110L36 109V107H37V109H38V106H37V105H38V104L41 105L42 102H43L44 104H46V102H47V100H46V102H45V101H42V102H39V101L37 102V101H36V102H35V101H32ZM51 98H52V96H51ZM58 98H59V97H58ZM209 98H210V100H209V104H212V105H213V104H217V102H219V101H218L219 96H218V95H215L214 93H213V96H210ZM22 99H21V102H22ZM42 99H43V98H42ZM72 99H73V98H72ZM13 100H14V96H13ZM13 100H12V102H13ZM96 100H97V99H96ZM48 101H49V100H48ZM55 101H56V100H55ZM63 101H64V100H63ZM63 101H61V102H63ZM67 101H68V100H67ZM73 101H74V100H72V103H73ZM122 101H123V100H122ZM6 102H7V101H6ZM50 102H51V101H50ZM58 102H59V99H58L57 102H54V103H56V104H55L56 107H54V108L57 110V113H56L55 111H54V112H55V114H57V115H58V114H61V113L58 111V110L61 109V108H60L61 104H59ZM70 102H71V101H70ZM70 102H69V103H70ZM16 103H17V102H16ZM23 103H22V104L18 103V104H20L21 106H23ZM159 103H161V104H159ZM7 104H8V103H7ZM104 104H103V105H104ZM20 105H19V107H20ZM48 105H49V104H48ZM64 105H65V104H64ZM69 105H71V104H69ZM73 105H74V104H73ZM73 105H71V106H73ZM10 106H11V105H10ZM49 106H50V105H49ZM97 106H98V104H97ZM11 107H12V106H11ZM68 107H69V106H68ZM103 107H104V106H102L101 108H103ZM17 108H15V112H16V109H17ZM21 108H22V107H21ZM24 108H22V109H24ZM59 108H60V109H59ZM37 109H36V110H37ZM68 109H69V108H68ZM73 109H74V108H73ZM103 109H105V107H104ZM115 109H114V110H115ZM39 110H40V107H39ZM48 110H49V109H48ZM116 110H115V112H116ZM60 111H61V110H60ZM69 111H70V110H69ZM72 111H73V110H72ZM99 111H100V110H99ZM153 111H154V112H153ZM39 112H41V111H39ZM58 112H59V113H58ZM67 112H68V110H67ZM74 112L76 113V109H75L71 114H73ZM22 113H23V115H22ZM43 113H45V112H43ZM65 113H66V111H65ZM86 113H87V112H86ZM95 113H97V111H96ZM99 113H101V112H99ZM116 113H117V112H116ZM16 114H17V112H16ZM16 114H15V115H16ZM55 114H54V115H55ZM87 114H88V113H87ZM90 114H91V113H90ZM92 114H93V113H92ZM150 114H151V113H150ZM46 115H47V114H45L44 116L47 118L48 116H46ZM73 115H77V114H73ZM79 115H80V114H79ZM79 115H78V116H79ZM94 115H95V114H93L92 116L94 117ZM97 115H98V114H97ZM119 115H120V116H119ZM199 115H200V112L197 113V118H200V117H201V115H200V116H199ZM17 116H19V115L17 114ZM42 116H43V114H42ZM60 116H63V115L61 114ZM82 116H83V114H82ZM82 116H81V117H82ZM92 116H91V117L89 116V118L91 119ZM101 116H102V115H101ZM105 116H106V115H105ZM107 116H108V115H107ZM109 116H110V115H109ZM15 117H16V116H15ZM20 117H19V118H20ZM23 117H24V116H23ZM23 117H22V118H23ZM25 117H24V118H25ZM33 117H34V116H33ZM37 117H38V116H37ZM37 117H36V118H37ZM124 117H125V116H124ZM154 117H153V118H154ZM19 118H18V121H20ZM24 118H23V120H24ZM36 118H35V120H34V119H33V120L36 121ZM38 118H39V117H38ZM40 118H41V117H40ZM51 118H52V116H51ZM55 118H57V117L55 116L53 119H55ZM62 118L64 119V118H66V117H61V120H62ZM76 118H77V117H76ZM87 118H88V115H87ZM87 118H86V117H83V119L88 120ZM94 118H95V117H94ZM94 118H93V119H94ZM105 118H108V117H105ZM120 118H121V117H120ZM122 118H123V117H122ZM158 118L155 117V120L157 121ZM16 119H17V118H16ZM43 119H44V118H43ZM57 119H58V118H57ZM79 119H81V118H78V120H79ZM83 119H82V120H83ZM90 119H89L88 121H90ZM98 119H99V118L96 117V121H99ZM103 119H104V118H102V120H103ZM111 119H112V118H111ZM31 120H32V119H31ZM45 120L47 121V119H45ZM45 120H44V121H45ZM55 120H56V119H55ZM58 120H59L60 122H62L60 119H58ZM66 120H68V121H66ZM78 120L75 119L74 122H75V121H78ZM82 120H81V121H82ZM105 120H106V119H105ZM125 120L127 121L128 119L125 118ZM125 120H124V121H125ZM155 120H153V121L155 122ZM160 120H162V119L160 118ZM164 120H165V119H164ZM213 120H214V119H213ZM215 120H216V119H215ZM38 121H40V120L38 119ZM46 121H45V123H48L49 119H48L47 122H46ZM65 121H66V123H68V124H67V125H68L67 127H69V125H70V124H69V123H70V119L66 118ZM65 121H64V123H65ZM88 121L86 122V123H87V124H86L87 127H84V126H85V124H84V126H83L84 128H88V127H89L88 124L91 125V123H88ZM21 122H22V121H21ZM27 122H25V125L30 124V122H29V123H27ZM60 122L57 124L58 126L60 125ZM74 122H72L71 125H74V128H75V126H76V127H77V131H75V129H74L73 131H75V133H76V132L79 133L78 127H80V125H78L79 123L77 124V122H75V124H73ZM82 122H85V121H82ZM102 122H103V121H102ZM102 122H101V123H100V122H97V127H100V128L102 127V128H103L104 125H103V126H98V124L100 125V124H102ZM127 122H128V121H127ZM127 122H125V124H127V125L129 124V127H130V125H131L132 123H127ZM129 122H130V121H129ZM220 122H221V123H220ZM220 122H219L220 125L226 123L225 117H222V119L220 120ZM38 123H39V122H37V124L35 123L36 126H38ZM53 123H54V122H52V125H53ZM55 123H56V122H55ZM64 123L62 122L61 124H64ZM95 123H96V122H95ZM104 123H105V122H104ZM104 123H103V124H104ZM117 123L120 124V122H117ZM122 123H123V122H122ZM133 123H134V122H133ZM136 123H137V122H136ZM141 123H142L143 126H145V123H144V122H141ZM17 124H18V123H17ZM76 124H77L78 126H77ZM92 124H93V123H92ZM20 125H22V124H20ZM20 125H19V126H20ZM25 125H24V126H25ZM30 125H33V122H32V124H30ZM39 125H40V123H39ZM42 125H43V123H42ZM55 125H56V124H54L52 127L55 128ZM57 125H56V126H57ZM93 125H95V124H93ZM136 125H138V124H136ZM139 125L142 126L141 124H139ZM33 126H35V125H33ZM40 126H41V125H40ZM124 126H126V125H124ZM124 126H123V127H124ZM146 126H147V125H146ZM149 126H150V125H149ZM21 127H22V126H21ZM38 127H39V126H38ZM81 127H82V123H81ZM81 127H80V130L83 129V128H81ZM90 127H91V126H90ZM90 127H89V128H90ZM95 127H96V125H95ZM117 127H119V126H117ZM137 127H139V126H137ZM27 128H29V127H27ZM42 128H43V127H42ZM44 128H46V126H45ZM54 128H53V129H54ZM59 128H60V127H59ZM93 128H94V127H93ZM21 129H22V128H21ZM31 129L33 130V128H31ZM35 129H36V128H35ZM57 129H58V128H56V130H57ZM66 129H67V128H66ZM68 129H69V128H68ZM149 129H150V128H149ZM22 130H23V129H22ZM37 130H38V129H37ZM50 130H51V129H50ZM59 130H60V129H59ZM59 130H58V131H59ZM86 130H88V129H86ZM86 130H85V131H86ZM100 130H101V129H100ZM236 130H238V129H236ZM39 131H41V130H39ZM61 131H62V130H61ZM88 131H90V129H89ZM91 131H92V129H91ZM96 131H99V130L96 129ZM45 132H46V131H45ZM80 132H83V131H80ZM112 132H113V131H112ZM120 132H121V131H120ZM55 133H56V132H55ZM55 133H54V134H55ZM57 133H58V132H57ZM71 133H72V132H70V134H71ZM85 133H86V132H85ZM88 133H89V132H88ZM40 134H41V133H40ZM54 134H53V135H54ZM72 134H73V137H74V132H73ZM72 134H71V138H72ZM102 134H103V133H102ZM128 134H130V133H128ZM128 134H127L126 136H128ZM140 134H141V133H140ZM61 135H62V134H61ZM76 135H77V133H76ZM76 135H75V136H76ZM79 135L81 136L80 138H82V136H83L84 134L81 135V134L79 133ZM104 135H105V134H104ZM130 135H132V134H130ZM130 135H129V136H130ZM229 135H230V134H229ZM2 136H3V135H2ZM134 136H135V135H134ZM139 136H140V135H139ZM47 137H48V136H47ZM64 137H65V136H64ZM77 137H79V136H77ZM84 137H86V135L83 136V138H84ZM88 137H89V136H88ZM130 137H131V136H130ZM135 137H138V136H135ZM142 137H143V136H142ZM41 138H42V137H41ZM60 138H61V137H60ZM68 138H70V137H68ZM68 138H67V139H68ZM83 138H82V139H78V138L76 139V138H75L76 140L74 139V140H75V143H79V145H80V146H76V144L74 143V144H75V147H74V148H75V150H77L78 152H79V150L81 151V147H82V143H81V141L83 140ZM131 138H132V137H131ZM58 139H59V137H58ZM88 139H90V140H91V139H95V141H96V140L98 139V136H94V137L91 136V137L88 138ZM143 139H144V137H143ZM19 140H20V139H19ZM69 140H72V139H69ZM69 140L67 141V143L69 142ZM137 140H138V139H137ZM141 140H142V138H141ZM141 140H139V141L141 142ZM46 141L48 142V140H45V143H46ZM53 141H54V139H53ZM56 141H58V140H56ZM59 141H60V139H59ZM95 141H94V143H95ZM98 141H99V140H98ZM129 141H131V139H130ZM99 142H101V140H100ZM132 142H133V140H132ZM19 143H20V142H18L16 145H18ZM43 143H44V142H43ZM48 143H49V142H48ZM58 143H59V142H58ZM58 143H57V144H58ZM62 143H63V142H62ZM50 144H51V143H50ZM64 144H66V143H64ZM68 144H70V143H68ZM68 144H67V145H68ZM96 144H97V143H96ZM72 145H73V144H72ZM88 145L90 146V144H88ZM88 145H87V146H88ZM19 146H21L20 149H21V148H24V147H22V145H20V144H19ZM19 146H16V147H19ZM25 146H26V145H25ZM45 146H46V145H45ZM45 146H44V147H45ZM48 146H49V145H48ZM62 146H63V145H62ZM62 146H61V147H62ZM64 146H65V145H64ZM87 146L85 145V147H87ZM0 147L2 148V149L0 148V149H1L0 152L3 153V152H4V151L2 152L3 147H2V146H0ZM35 147H37V146H35ZM54 147H55V146H54ZM61 147H60V148H61ZM65 147H66V146H65ZM70 147H71V146H70ZM79 147H80V148H79ZM62 148H63V147H62ZM76 148H79V150L76 149ZM92 148H93V147H92ZM92 148H91V149H92ZM26 149H27V148H26ZM26 149H25V150H26ZM54 149H55V148H54ZM58 149H59V148L56 147V150H58ZM63 149H64V148H63ZM11 150H12V149H11ZM66 150H67V149H66ZM124 150H125V149H124ZM16 151H17V150H16ZM18 151H20V150H18ZM21 151H22V150H21ZM53 151H54V150H53ZM59 151H60V150H59ZM77 151H75V152H77ZM8 152H9V151H8ZM25 152H27V151H25ZM36 152H37V151H36ZM43 152H44V151H43ZM55 152H56V151H55ZM65 152H66V151H65ZM75 152H74V154H75ZM263 152H264V151H263ZM9 153H10V152H9ZM22 153H23V152H22ZM44 153H45V152H44ZM44 153H43V154H44ZM48 153H49V152H48ZM58 153H59V152H58ZM67 153H68V152H67ZM31 154H32V153H31ZM34 154H35V156H36V154L38 155V152H37V153H34ZM59 154H60V153H59ZM64 154H65V153H64ZM72 154H73V153H72ZM74 154H73V155H74ZM4 155H5V154H4ZM53 155H54V154H53ZM73 155H72V157H73ZM77 155H78V153H77ZM263 155H264V154H263ZM263 155H262V156H263ZM26 156H27V158L31 157L30 155H29V157H28L27 154H26ZM26 156H25V157H26ZM43 156H44V155H43ZM57 156H58V155H57ZM60 156H61V154H60ZM60 156H59V157H60ZM62 156H63V155H62ZM62 156H61V157H62ZM75 156H76V155H75ZM75 156H74V157H75ZM4 157H6V156H4ZM16 157H17L16 159H18L19 155L16 156ZM23 157H24V156H23ZM23 157H20V158H21V159H26L25 157H24V158H23ZM36 157H37V156H36ZM36 157H31V158L34 159V158H36ZM46 157H47V156H46ZM46 157H45V159H46ZM61 157H60V158H61ZM66 157H67V156H66ZM68 157H71V156L69 155ZM256 157H257V156H256ZM263 157H264V156H263ZM48 158H49V156H48ZM62 158H64V156H63ZM260 158H262V157H260ZM0 159H2V157H1ZM6 159H7V157H6ZM40 159H41V158H40ZM57 159H59V158H57ZM64 159H65V158H64ZM19 160H20V159H19ZM34 160H36V159H34ZM37 160H38V159H37ZM46 160H47V159H46ZM49 160H50V159H49ZM59 160H61V159H59ZM59 160H57V162H58ZM62 160H63V159H62ZM71 160H73V158H72ZM259 160H260L261 162H263V161H262L263 159H262V160L259 159ZM259 160L257 161L258 163L260 162ZM22 161H23V163H25L24 160H22ZM26 161H27V160H26ZM29 161H30V160H29ZM47 161H48V160H47ZM50 161H51V160H50ZM50 161H49V162H50ZM66 161H68V160H66ZM74 161H75V160H74ZM17 162L20 163L21 161H20V162L17 161ZM33 162H34V161H33ZM36 162H39V161H35V163H36ZM40 162H41V161H40ZM51 162H52V161H51ZM53 162H55V161H53ZM57 162H56V163H57ZM60 162H64V163H65V161H59V163H60ZM1 163H3V162H1ZM8 163H9V162H8ZM10 163H13V162H10ZM10 163H9V164H10ZM29 163H32V162H29ZM68 163H69V161H68ZM9 164L6 163V165H9ZM13 164H14V163H13ZM13 164H12V166H13ZM45 164H46V163H45ZM88 164H89V163H88ZM260 164H261V163H260ZM263 164H264V163H263ZM6 165H4V166L6 167ZM10 165H11V164H10ZM22 165H23V164H21L20 167H21ZM32 165H34V164H32ZM12 166H11V167H12ZM24 166H26V165H24ZM36 166H39V165H36ZM22 167H23V166H22ZM31 167H33V166H31ZM85 167H86V166H85ZM7 168H8V169H6V171H3V172H4V175H2V176L0 177V181H1V183H3L4 186H9V183H10V181H11V177H12V176H17L19 173H21V171H20L19 169H16L15 171H13V169H11L10 167H7ZM26 168H27V167H26ZM42 168H44V166H43ZM42 168H41V170H40L39 167H38L39 171H37V174H38V175H36L37 177H35V178H32V177L29 178V179H33V180H35V181H36L38 184H40V185H41L42 182H44L45 179L47 178V177H46V178L44 177L45 175L43 176L44 178L40 176L41 173H45V172H43V171H46L45 169L42 170ZM50 168H52V166H51ZM54 168L56 169L57 167L53 166L52 169H54ZM23 169H24L25 171H22V172L25 173L27 170L25 169V167H23ZM28 169H29V168H28ZM38 169H37V170H38ZM52 169H51V170H52ZM55 169H54V171H55ZM86 169H87V168H86ZM21 170H22V168H21ZM29 170H30V169H29ZM33 170H34V169H33ZM48 170H50V169H48ZM51 170H50V171H51ZM59 170H60V169H59ZM59 170H58V172H59ZM84 170H85V169H84ZM40 171H41V172H40ZM50 171H49V172H50ZM29 172H30V171H29ZM32 172H33V171H32ZM38 172H39V173H38ZM46 172H48V171H46ZM87 172H88V171H87ZM53 173H54V172H53ZM2 174H3V173H2ZM28 174H30V173H28ZM55 174H56V172H55ZM84 174H85V172H84ZM19 175H20V174H19ZM25 175H26V174H25ZM32 175H33V174H32ZM23 176H24V174H23ZM28 177H29V176H28ZM53 177H54V176H53ZM83 179H84V178H83ZM43 180H44V181H43ZM85 181H87V180H85ZM1 183H0V184H1ZM0 186H2V184H1ZM26 186H27V187H25V188L23 187V189L30 188V187H29L30 185L28 186V184H27ZM21 189H22V188H20V190H21ZM9 190H10V188H9ZM20 190H19V193H21V194H24V193H25L24 190H21V191H20ZM10 192H11V191H10ZM12 192H13V191H12ZM248 192H249V191H248ZM13 193L15 194V192H13ZM16 194H17V193H16ZM210 200H211V199H210ZM11 201H12V200H11ZM8 202H9V201H8ZM9 204H10V203H9ZM0 206H1V204H0ZM250 206H251V205H250ZM2 207H3V206H2ZM2 207H1V208H2ZM5 207H6V206H5ZM7 208H9V207H8V204H7ZM261 208H262V207H261ZM3 209H5V208H3ZM257 209H258V208H257ZM257 209H256V211H257ZM0 210H1V209H0ZM258 210H259V209H258ZM251 211H252V210H251ZM245 216H246V215H245ZM255 219H256V218H255ZM144 226H146V225H144ZM258 235H259V234H258ZM165 236H166V235H165ZM255 237H256V236H255Z\"/></svg>",
	"mask_w": 264,
	"mask_h": 264
}]
</instances>
